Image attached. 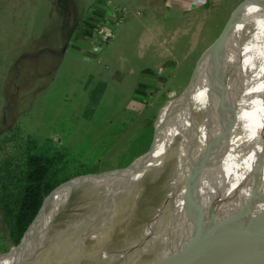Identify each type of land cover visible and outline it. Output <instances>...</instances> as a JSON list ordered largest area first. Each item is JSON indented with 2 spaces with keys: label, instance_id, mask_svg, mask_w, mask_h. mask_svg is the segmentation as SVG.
Masks as SVG:
<instances>
[{
  "label": "rangeland",
  "instance_id": "obj_1",
  "mask_svg": "<svg viewBox=\"0 0 264 264\" xmlns=\"http://www.w3.org/2000/svg\"><path fill=\"white\" fill-rule=\"evenodd\" d=\"M62 1L0 0V256L20 246L27 230L29 241L54 229H66V232L80 223L87 211L107 205L143 169L148 159L140 161L125 182L119 184V174L114 173L127 170L154 149L157 131V142L160 136L159 127L170 129V112L192 79L194 54L175 71V76L140 74L135 41L141 25L134 11L147 0H114L120 6H112L111 16L119 20L118 24L124 16L125 3L130 4L131 11L123 26L114 29V39L112 36L100 49L91 46L88 39L91 29L102 21L97 17L96 4L100 0H65L66 4ZM158 1L154 0L153 5ZM243 1L206 0L204 17L198 22L202 24V34L188 37V42L196 39L198 47L205 52L232 15L233 23L237 20L238 14L234 12ZM263 6L264 0L255 1L250 18L255 16L249 22L263 18L264 12L257 14ZM106 26L110 28L111 24ZM169 33L171 39L177 36L175 25ZM86 44L95 49L94 53L103 52L105 63L102 64L108 68L91 67V62L83 60L82 54L93 53L87 52ZM229 56L219 53L208 63L198 90L218 86L234 75L236 61ZM116 59H124V66H120L123 72L114 67L118 65ZM142 78L153 81L149 86L139 87L137 82ZM196 104H199L196 100L188 101L181 113ZM173 125L175 128L179 122L173 121ZM185 129L168 140L167 147L176 146L191 131L190 123ZM30 153L48 154L51 158L45 176L49 190L42 194L45 209L41 215L39 209L35 215L26 216L27 224L19 234L16 221L24 189L29 184ZM175 162L170 157L162 166L149 170L135 188L138 193H134L135 201L133 196L118 201L120 212L114 215L121 218L115 222L113 217L114 225L110 226L100 251L99 247L90 249L87 241L82 244V253L72 252L73 258L69 260L53 258L42 262L37 261L46 244L42 240L31 243L26 260L16 257L12 264H121L123 259L117 251L127 247L132 242L130 239L169 201ZM189 163L186 161L181 168ZM85 176L101 178L91 177L71 184L75 178ZM68 194L67 202L59 206ZM101 200V204H95ZM263 246L264 236H256L241 254ZM149 255H140L133 264H143ZM101 257L104 259L100 260Z\"/></svg>",
  "mask_w": 264,
  "mask_h": 264
},
{
  "label": "bare ground",
  "instance_id": "obj_2",
  "mask_svg": "<svg viewBox=\"0 0 264 264\" xmlns=\"http://www.w3.org/2000/svg\"><path fill=\"white\" fill-rule=\"evenodd\" d=\"M255 1L252 0L240 18L229 27L228 38L219 52L235 58L234 75L218 86L198 90L204 79V70L212 60L207 55L201 62L196 79L176 100V107L170 112V129L159 127L160 136L157 142V131L154 149L127 170L114 174H119V184L125 182L136 165L147 158L143 169L129 179L107 205L97 211L86 210L87 214L79 219L80 223L70 226L68 231L54 229L34 241L28 240V232L20 246L0 256V264H12L16 257L26 260L31 243L42 240L46 244L40 252L41 257L37 259L42 262H49L53 258L69 260L73 258L72 252L82 253V244L87 241H90V249L99 247L100 251L110 226L114 225V222L111 223L113 217L115 222L121 218L114 215L120 212L118 201L122 197L126 201L131 196L135 201V194L138 195L135 188H138L141 178L149 170L162 166L170 157L176 161V168L169 201L141 227L138 235L130 239L132 242L127 247L117 251L116 254L123 259L121 264H133L145 253L150 255L143 264L181 262L202 238L203 227L194 207L195 201L201 208L206 229L210 231L217 225L222 227L221 233L224 232L235 216L234 211L249 197L251 167L264 149V34L251 41L243 40L247 23L255 16L250 18ZM263 12L264 6L257 14ZM192 100L199 104L181 113L188 101ZM173 121L179 122V126L175 125L174 128ZM188 123L192 126L191 131L176 146L167 147V141L188 127ZM186 161L190 163L181 168ZM101 176L83 177L71 184ZM262 177L257 199L264 196V170ZM69 195L64 196L58 205L65 204ZM101 203L102 200L95 204ZM256 205L252 203L251 210Z\"/></svg>",
  "mask_w": 264,
  "mask_h": 264
},
{
  "label": "crops",
  "instance_id": "obj_3",
  "mask_svg": "<svg viewBox=\"0 0 264 264\" xmlns=\"http://www.w3.org/2000/svg\"><path fill=\"white\" fill-rule=\"evenodd\" d=\"M153 2L154 0H147L145 5L138 6L140 8L134 11L135 16H137V23L141 25L140 35L137 41H135L138 45V53L135 58L139 64L138 70L140 74L142 77L154 75L175 76V71L181 68L182 64L188 59V56L194 54V62L191 65L193 73L198 59L204 52L203 48L198 47L196 39H189V42L187 39L188 37L192 38L193 35L197 36L198 32L200 36L202 34L203 27L198 22H202V18L204 17L205 10L203 5L206 0H159L154 5ZM96 5L98 7L97 17L103 21L104 18H107L106 16L111 14L113 10L112 6H120L114 0L112 3L100 0L97 1ZM122 8L124 16L121 19L119 27L123 26L125 18L131 11V6L128 3H125ZM173 25L177 29V36L171 39L169 31ZM263 27L264 16L261 20L255 18L247 24L243 40L251 41L257 36H262L264 34L262 33ZM115 36L114 32L113 39ZM82 41L86 42L85 39ZM89 51L93 52L92 56L82 54L83 60L91 62V67L102 65V69L108 68L106 64H102L105 63L102 59L103 52L94 53L95 49L87 46V52ZM116 62L118 65L114 67L118 68L117 71L123 72L120 66H124V59H116ZM92 69L98 70V68ZM147 79H139L137 82L139 87L151 85L153 80Z\"/></svg>",
  "mask_w": 264,
  "mask_h": 264
},
{
  "label": "water",
  "instance_id": "obj_4",
  "mask_svg": "<svg viewBox=\"0 0 264 264\" xmlns=\"http://www.w3.org/2000/svg\"><path fill=\"white\" fill-rule=\"evenodd\" d=\"M251 2L252 0H244L237 8L234 13L238 14V18H240L244 8ZM233 21L232 15V19L222 30L220 36L199 58L192 73L191 82L196 79L201 62L207 55L212 60L218 57L223 43L228 38L229 27L233 24ZM190 84L186 90L189 89ZM263 170L264 149L257 155L251 167L249 197L243 201L240 208L234 211L235 216L223 233L220 231L222 227L217 225L213 226L210 231L206 229L207 225L205 224L201 208L195 201L194 207L203 227L202 238L197 245L191 248L185 258L177 264H264V246L257 251L253 250L254 252L245 255L241 254L252 238L264 236V196L257 199V194L260 193L262 186ZM76 179L72 181L74 182ZM252 203H257L253 210H251ZM43 207L44 204H42L39 213ZM27 231L24 234L23 240L25 239Z\"/></svg>",
  "mask_w": 264,
  "mask_h": 264
},
{
  "label": "trees",
  "instance_id": "obj_5",
  "mask_svg": "<svg viewBox=\"0 0 264 264\" xmlns=\"http://www.w3.org/2000/svg\"><path fill=\"white\" fill-rule=\"evenodd\" d=\"M62 2L64 4L67 3L65 0ZM50 160L51 158L48 154L30 153L28 156L27 179L29 184L24 189V196L20 204V213L16 221L19 234L23 233L27 224L26 216L37 213L42 205L43 192H48L49 190V184L45 183V176L51 164Z\"/></svg>",
  "mask_w": 264,
  "mask_h": 264
},
{
  "label": "built area",
  "instance_id": "obj_6",
  "mask_svg": "<svg viewBox=\"0 0 264 264\" xmlns=\"http://www.w3.org/2000/svg\"><path fill=\"white\" fill-rule=\"evenodd\" d=\"M111 15H113V11L109 16H106L107 18H104V21L102 20L100 22L101 24L97 25L96 28H94V30H92L88 35V39L90 40L89 43L91 46L92 44L95 45V49L102 48V46H104L114 35V29L119 26V20L113 18ZM105 23H108L109 25L111 24V27L108 28ZM90 45L88 44V46ZM97 46L98 48H96Z\"/></svg>",
  "mask_w": 264,
  "mask_h": 264
}]
</instances>
